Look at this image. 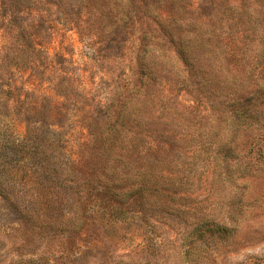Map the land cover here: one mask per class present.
Wrapping results in <instances>:
<instances>
[{"label": "rangeland", "instance_id": "1", "mask_svg": "<svg viewBox=\"0 0 264 264\" xmlns=\"http://www.w3.org/2000/svg\"><path fill=\"white\" fill-rule=\"evenodd\" d=\"M15 2L12 16L34 26L29 34L41 40L47 52L30 55L28 61L14 60L12 67L1 66L5 76L14 74L12 91L18 101L17 110L1 118L0 131L17 140L52 145L53 156L60 160L67 156L63 150L80 159L85 147L83 159L90 166L93 139L87 125L98 117L100 106L120 93L117 87L129 90L138 83L137 56L147 50L145 56L152 54L157 75L155 85L148 83L149 92L145 90L153 102L138 116V137L142 146L152 144L146 165L180 188L163 183L164 191H170L164 210L131 205L120 217L101 211L98 198L84 192L82 185L76 186L80 194L69 196L70 177L53 182L32 173L25 179L15 159L14 181L0 183V264H264V180L249 182L242 200L244 219L231 241L214 235L191 249L189 261L182 241L193 231V221L185 224L184 214H179L203 207L218 218L232 201L234 192L218 193L210 185L214 165L208 143L221 140L213 136L217 122L232 109L227 102L241 95L237 90L264 85L263 0L151 2L139 12L137 0ZM4 22L0 65L9 60L6 54L14 51L17 56L22 49L21 41L12 37L16 31ZM160 23L173 31L181 46L189 47L193 68L202 73L199 88L177 83V43L160 34ZM157 38L159 48L152 51L149 44ZM128 95L127 91L121 99ZM255 99L261 102L264 95L259 92ZM235 123L231 119L225 124L223 152L232 146L238 153L242 141ZM251 135L258 137L257 131ZM255 145L264 148V142ZM227 162L234 166L237 158L229 156ZM81 181L77 177L70 185ZM236 201L233 198L232 209L239 208ZM178 206V212L172 209ZM251 211L254 216L248 215Z\"/></svg>", "mask_w": 264, "mask_h": 264}, {"label": "trees", "instance_id": "2", "mask_svg": "<svg viewBox=\"0 0 264 264\" xmlns=\"http://www.w3.org/2000/svg\"><path fill=\"white\" fill-rule=\"evenodd\" d=\"M8 1H10V4L0 2V25L7 21L12 31L14 28L16 32L11 33L12 37L17 41H21L22 49L17 56L14 51L6 54L5 56L9 60L5 61L6 63L1 62L0 65V122L2 117L13 114L14 109L17 110L16 102L18 101L12 91L14 74L11 73L5 76L3 73L5 66L12 67L14 60L22 61L23 59L28 61L30 55L38 54L39 57L47 52L41 40L30 36L29 33L33 31L34 26L23 24L17 16H12L14 15L15 0ZM24 2L30 3V0H24ZM151 2H155L157 5H173L174 0H137V12L142 7L146 8L147 4ZM204 2L213 4V0H204ZM28 9L30 7H24L25 11ZM161 20L164 23L166 22L163 18ZM114 26L117 27L118 24ZM158 27L160 34L171 37V41L175 42L179 39L172 37L173 31L165 24L160 23ZM176 43L174 57L179 65L173 75L178 80L177 83L189 84L199 88L203 85L198 79L202 73L201 71H195L193 68L192 63L194 61L190 55L189 47L181 46L177 41ZM145 47L148 48V45L145 44ZM149 47L152 48V51L158 49V38L154 40L153 44H149ZM140 52L137 56L138 83L129 90L125 86L117 87L120 93L114 94L108 105L100 106L98 117L87 125L89 136L93 139V145L89 151L90 166L86 165L87 162L83 159L86 154L85 147L82 153L79 154L82 155L80 159L72 154L71 150H63L67 156L63 154L66 158L60 160L53 156L52 145L47 146L42 142L40 143L35 139L32 141L29 138L17 140L12 138L11 135L0 131V135L3 136L0 139V183L7 180L6 184H12L17 175L16 165L12 161L19 159L18 169H24V171L21 170V173L25 179L30 178L32 173L42 176L41 178L48 177L53 182L66 176L70 177L69 183L71 184L73 179L81 176V183H72L74 187L67 184L66 189L69 196L76 197L80 194L79 190H76V186L82 185L84 192L95 194L100 201L98 207L106 213L121 217L127 214L126 210L131 205H137L142 210L166 209V205L169 203L167 201L170 197L168 196L170 191H164L163 183H170L171 188L175 187V190L180 188V184L175 183V180L171 181L169 178H167L168 180L162 179L155 167L146 165L148 151L152 144L147 143L148 148L145 145L142 146L144 142L138 137V126L140 125L138 116L143 110L152 105L153 100L146 94V91L149 92L147 90L149 88L148 83H151L152 86L155 85L157 74L152 70L154 62L152 54L146 58L145 53L147 50L143 51L142 49ZM1 66L4 68H1ZM4 87L8 89L5 90ZM143 87L144 91H142ZM127 91L129 93L128 98L121 99V95L127 94ZM237 91L241 95L239 94V97L227 102L232 109L223 114V119L217 122V129L213 136L214 138L219 137L221 140L208 143L212 148L210 151L213 153H211L213 158L210 164L212 162L214 165L210 185L216 187L218 193H223L226 190L234 192L231 196L232 201L224 205L225 210H222L223 214H219L218 218H214L213 214L205 212L203 207L193 211L180 210L179 214L183 213L185 216V224L189 219L193 221L189 224L193 231L189 232L182 241L183 246L186 247L184 252L186 261H189L192 257L190 252L195 245L212 240L214 235L225 241L233 237L232 234L234 235L237 226L242 218L244 219L245 212L242 210V200L245 197L249 182L251 180H264V148H257L255 145L256 142L258 144L264 142V99L261 102L255 99L259 92L264 95V85L258 83L256 86H242ZM49 93L52 95L54 91ZM56 97L59 99L61 96L57 95ZM231 119L236 121L234 130L237 136L240 135L242 141L238 149L239 154L236 152V147L232 146L227 147L226 152H223L226 147L224 145V131L228 129L225 124ZM229 124L231 122L228 123V126H231ZM255 131H257L259 138L257 136L251 138V134ZM82 146H84V143L83 145H77V148L81 149ZM229 156L237 158V162L233 164L234 166L228 164ZM92 160L97 161L96 167L91 166ZM32 168H34V172L33 170L31 172ZM82 173L83 175H81ZM172 194L175 195V193ZM177 197V201H180V196L177 195ZM233 198L237 200V203L233 204L238 205V209L236 207L232 209L231 207ZM222 205L221 203L219 208L222 209ZM172 209L178 212L180 208L178 206ZM250 214L254 216L252 211L248 213V215ZM108 224L112 226L111 223Z\"/></svg>", "mask_w": 264, "mask_h": 264}]
</instances>
